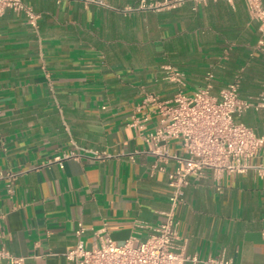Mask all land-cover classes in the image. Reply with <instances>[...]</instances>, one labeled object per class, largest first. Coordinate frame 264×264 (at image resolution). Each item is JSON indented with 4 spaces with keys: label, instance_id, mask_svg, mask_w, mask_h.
I'll return each instance as SVG.
<instances>
[{
    "label": "crops",
    "instance_id": "crops-1",
    "mask_svg": "<svg viewBox=\"0 0 264 264\" xmlns=\"http://www.w3.org/2000/svg\"><path fill=\"white\" fill-rule=\"evenodd\" d=\"M24 1L40 15L37 32L22 14L0 15V172H21L12 193L0 180V245L23 264H72L64 253L78 221L86 247L103 237L144 240L148 229L135 223L164 219L174 165L144 140L161 120L145 95L169 100L175 92L161 66L184 72L187 95L211 71L212 94L239 77L240 96L254 99L264 89V29L243 0L171 9H139L138 0ZM237 120L264 133V108ZM167 147L182 153L177 140ZM250 162L264 163V155ZM175 217L187 254L264 264V176L253 170L191 178Z\"/></svg>",
    "mask_w": 264,
    "mask_h": 264
},
{
    "label": "built area",
    "instance_id": "built-area-1",
    "mask_svg": "<svg viewBox=\"0 0 264 264\" xmlns=\"http://www.w3.org/2000/svg\"><path fill=\"white\" fill-rule=\"evenodd\" d=\"M60 1V0H57ZM84 5H105L102 0H75ZM186 1L199 3L205 0H138L139 9L176 8ZM232 1V0H226ZM250 17L264 29V0H243ZM10 9L24 16L25 22L37 32L39 13L24 0H0V15ZM162 78L175 88L169 100H162L156 93L145 95L143 103H151L160 114V124L144 137L147 151L157 160L174 162L167 172L168 209L163 211L164 219L157 224L135 223L137 227L148 229L144 240L131 236L117 244L109 237L101 238L98 244L84 245L82 235L85 226L81 221L74 229L75 244L64 253L72 264H237L224 253L199 257L187 254L178 232L175 214L183 202V190L191 178H199L210 171L218 181L223 175L243 173L253 170L264 176V163H251L258 155H264V133L254 130L237 118L248 109L264 108V89L254 99H245L239 93V77L227 83L218 94L210 92L212 72L205 73L206 85L187 95L182 88L185 74L171 64L161 66ZM134 126L140 128L137 122ZM177 140L182 153H170L167 144ZM97 157L108 156L97 153ZM162 169L157 164L152 169ZM21 172L7 170L0 172V180L9 193ZM0 215V239L3 228ZM24 257L13 255L0 245V264H23Z\"/></svg>",
    "mask_w": 264,
    "mask_h": 264
}]
</instances>
